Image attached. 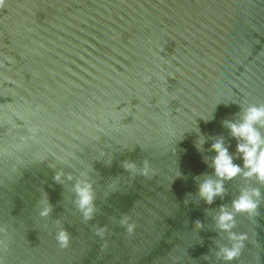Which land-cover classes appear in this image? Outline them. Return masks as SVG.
<instances>
[{"label":"water","instance_id":"95a60500","mask_svg":"<svg viewBox=\"0 0 264 264\" xmlns=\"http://www.w3.org/2000/svg\"><path fill=\"white\" fill-rule=\"evenodd\" d=\"M250 105H264V0H5V264H264V185L238 176L212 204L198 195L215 179L217 139L243 168L224 122H239ZM84 179L95 194L89 221L75 203ZM245 187L260 189L258 215L236 214L232 231L248 240L225 262L216 253L231 241L214 217ZM45 197L52 211L41 217ZM61 227L67 248L56 240Z\"/></svg>","mask_w":264,"mask_h":264},{"label":"clouds","instance_id":"9594fccd","mask_svg":"<svg viewBox=\"0 0 264 264\" xmlns=\"http://www.w3.org/2000/svg\"><path fill=\"white\" fill-rule=\"evenodd\" d=\"M5 0H0V8L4 7ZM243 116L239 122L225 121V126L231 131L233 137L238 140L237 152L241 154L243 159V168L233 162V157L229 154L228 149L224 146L223 138H219L212 144V150L216 153L212 158V167L214 169L213 178H206L199 185L198 195L207 204H212L216 197H223L226 194L224 187L225 181H232L238 176H242L245 180L255 178L256 181L264 185V135L261 134L260 128H264V105H250L242 109ZM197 131H199L197 129ZM203 139L198 143V147L202 145ZM124 167L127 170L135 172L137 166L134 162L125 161ZM151 168L148 161H144L143 168L140 170L145 177L149 175ZM62 172H57L55 179L61 180ZM86 175V174H85ZM72 179L71 175L68 177ZM76 194V207L82 214L85 221L92 220L96 211L95 194L93 185L87 180H79L74 185ZM261 192L257 187H245L239 192V195L232 200L231 207L221 205L218 214L214 217L216 227L224 233L231 241L230 246H220L216 253L218 258L225 262H231L240 257L245 247V241L248 240L247 233H235L232 230L236 227V214H247L248 217L254 218L258 215L257 209L260 205ZM41 217H48L52 211L47 197L40 202ZM56 223L59 225L60 221ZM120 223L126 226L129 234L135 229V223H129V217L125 215ZM196 229L203 227L200 221L195 223ZM6 229L0 228V232ZM106 227H97L96 235L104 237ZM70 233L65 228H59L56 234V240L61 248H67L70 244ZM6 248L4 240L0 239V251ZM0 264H5L3 255H0Z\"/></svg>","mask_w":264,"mask_h":264}]
</instances>
